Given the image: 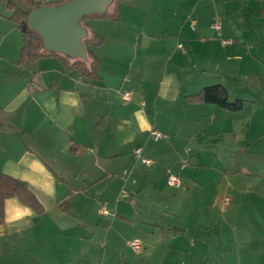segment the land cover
<instances>
[{"label":"crops","instance_id":"1","mask_svg":"<svg viewBox=\"0 0 264 264\" xmlns=\"http://www.w3.org/2000/svg\"><path fill=\"white\" fill-rule=\"evenodd\" d=\"M120 1L106 11L118 10L117 18L90 20L88 37L102 38L100 45L89 46L99 61L94 79L66 67L75 59L62 55L18 66L22 35L9 15L0 16V174L24 182L40 204L36 210L17 197L3 200L0 264H106L110 252H121L127 226L136 228L135 234L148 229L143 264H264V166L259 174L240 173L260 180L242 192L247 198L236 206L244 216L237 220L233 207L225 209L233 198L230 187L220 193L221 181L234 173L226 176L224 154L219 155L225 143L217 145L220 133L233 135L234 142L264 140V97L248 110L243 98H235L243 101L239 112L188 100L217 83L230 98L233 80L222 79L219 65L228 62L238 73L259 66L255 46L247 38L237 40L240 33L227 25L214 1L141 0L151 12L141 30L122 23ZM185 7L187 13L181 11ZM135 9H128V19ZM191 13L196 14L192 31L186 29ZM258 14L264 18L261 4ZM215 17L219 29L212 28ZM179 40L185 52L178 49ZM123 91H131L129 102ZM152 129L165 139L154 140ZM211 142L216 149L205 148ZM136 149L152 163L144 164ZM261 160L264 164V156ZM176 164L183 172L176 170L180 186L173 187L166 182L167 170L176 175ZM198 186L192 205L218 202L227 219L203 209L192 217V205L184 210V198ZM225 197L229 202L222 206ZM102 208L108 213L100 214ZM188 231L198 237L179 236ZM187 242L186 263L180 245Z\"/></svg>","mask_w":264,"mask_h":264},{"label":"rangeland","instance_id":"2","mask_svg":"<svg viewBox=\"0 0 264 264\" xmlns=\"http://www.w3.org/2000/svg\"><path fill=\"white\" fill-rule=\"evenodd\" d=\"M55 1V0H54ZM191 3H195L198 0H189ZM203 2L211 3V1L216 2L219 4L220 12L223 10L225 12V16H227V25L231 28H235L234 32L240 33L238 37V41L242 38H247L249 40H245L247 42H250L251 45L255 46L254 54L256 56V60L259 64V66L256 67H250V69L246 70L245 72L241 71V73L237 72V69H231L230 64L226 62V67H223V64L221 63L219 67V71H224V76L222 79L227 82L230 78L233 80V83L228 84V88L230 91V99L235 98H243L245 100V107L246 110L253 107V100L256 101V105H259L260 102L263 100L264 97V50L262 47H264V21H262V16L258 14V5L261 4L264 6L263 0H200ZM262 1V2H260ZM234 2V3H232ZM120 6L125 7L124 16L126 19L122 22L123 24L127 23L129 26L135 28V29H143L146 22H149L150 14L151 12L148 11L146 7L147 4L144 2H141V0H121L119 2ZM130 7L136 8L137 10V17L138 19H135V15L131 16L128 19V9ZM174 7H177V4H174ZM190 7V6H189ZM189 7L181 8V11L184 13H187L189 10ZM108 13L113 11V8L111 6L107 8L106 10ZM6 15H11V10L9 8H5L3 3H0V16L1 19L4 18ZM191 15V16H190ZM187 14V22H186V29H190L188 19H195L196 14ZM229 18V20H228ZM90 20H92V16L86 17L82 24L89 29ZM205 21V18L202 20ZM226 21V20H225ZM181 22V21H180ZM214 23H221L220 18L215 17L213 19ZM201 21H199V24ZM197 25V27L199 26ZM88 25V26H87ZM236 25L239 26L240 29H236ZM244 28V29H242ZM247 31H250L251 34H248ZM199 40L201 38L199 37ZM183 46L184 49H187V46L185 45L183 40H179ZM236 42V41H235ZM237 43V42H236ZM93 46V45H92ZM179 49V48H178ZM182 51L181 49H179ZM183 52V51H182ZM185 52V51H184ZM216 59V58H213ZM218 60V59H216ZM220 61V60H219ZM253 71V69H255ZM228 71H231L230 73ZM218 77V76H217ZM243 82L245 84V88H241L238 81ZM206 83H214V82H206ZM241 84V83H240ZM244 87V86H243ZM255 116V115H254ZM158 131V130H157ZM160 132V131H159ZM162 133V132H160ZM163 134V133H162ZM223 133H220V137L217 139V145L220 149V145L225 143V146L223 147V150L219 153H223V157L221 160V165L223 166L226 176H231V173H234L231 178L223 179L221 181L220 185V193L223 192L226 188L230 187V190L228 193L233 195V198L231 197V201L229 202V206L227 208H231V215L236 217L237 220H240L244 213L241 210L240 207L236 206V204L240 201V198H247V196H242V192H250V190L259 182L260 176L251 175V176H244L243 174H259V170L263 168L264 164L262 163V158L264 156V140L258 141L255 138L249 139V137H246L247 140L244 138L238 139L237 142H234L233 135H226L224 138L221 137ZM239 134V133H237ZM167 136H170L167 134ZM164 138V137H161ZM227 138H229V142H226ZM165 139V138H164ZM206 149H216L214 146V142L207 143L205 146ZM178 168V169H177ZM174 173L176 174V170H180L178 164H176V167L172 168ZM179 172H183L181 169ZM258 172V173H255ZM177 176V174H176ZM239 179L240 181H238ZM232 183V185H230ZM175 189L179 190V188H169V190L175 191ZM187 190L189 188H186ZM199 186L197 187V190L194 188L192 189L191 193L186 196L184 199H187V201L183 204L184 210L191 206L194 201H192V197L199 191ZM245 189V190H244ZM244 190V191H241ZM221 195V194H220ZM127 195L122 197V200L125 199ZM118 199L119 197L116 196L115 199ZM259 201L258 197L255 198ZM147 202L148 200L145 198V203L142 204V208H147ZM235 206V207H234ZM192 210V217H195V215L201 210L203 214L207 213H216L220 216H223V219H227L229 214H226V211L221 210V207L219 203L217 202L216 207H211L210 205L207 207H203V204L201 202H197L194 205L191 206ZM228 208V209H229ZM248 209V205L246 207ZM109 211V210H108ZM264 213V212H263ZM191 218H189V221ZM184 230V228H182ZM147 228L143 229L142 234H135L136 228L127 226L126 228V234L124 236L123 245L121 247V252L119 254L112 255L110 252L111 258L107 260L106 264H143L140 260V257H143L144 252L148 249L149 241L146 239V232ZM167 233V231H166ZM170 234H173L172 232ZM191 235H194L196 238L198 237V234L193 233L191 231L188 232H180L179 236H183L185 238L190 237ZM134 238H138L140 242L142 243V250L141 254H136L132 248L128 245V242L131 240H134ZM152 246V243H150ZM190 246V243H183L180 245L182 250L180 251L181 255L183 253L185 256H181L183 261L187 263L188 258V248ZM181 257L178 259L180 260ZM151 264V263H149ZM188 264V263H187Z\"/></svg>","mask_w":264,"mask_h":264},{"label":"trees","instance_id":"3","mask_svg":"<svg viewBox=\"0 0 264 264\" xmlns=\"http://www.w3.org/2000/svg\"><path fill=\"white\" fill-rule=\"evenodd\" d=\"M65 1L67 0L49 2H40L38 0H0V3H3L5 8H9L11 10V15H9L8 18L14 23L23 38V44L17 60L18 66H26L45 55H62L54 52H47L43 49L41 37L28 25V14L33 9L42 5H59ZM117 1L118 0H116V2ZM89 16L115 19L118 16V10L113 15H107L105 12L103 14L84 16L80 20L81 23ZM101 42L102 38L97 35H94L92 38L87 36V38L83 39V43L86 48V61L88 64L83 59H75L71 64H69L68 61L65 62L66 67L78 70L82 76L92 79L97 78V66L99 61L94 53L89 49V46L100 45ZM188 100L214 104L230 112H239L243 109V101L241 99L230 100L226 88L219 83L205 86L199 94L188 97ZM7 197H17L23 204L36 210L40 209V204L24 182L10 176L0 174V220L2 216L3 200Z\"/></svg>","mask_w":264,"mask_h":264},{"label":"water","instance_id":"4","mask_svg":"<svg viewBox=\"0 0 264 264\" xmlns=\"http://www.w3.org/2000/svg\"><path fill=\"white\" fill-rule=\"evenodd\" d=\"M114 0H67L59 5H42L28 14V25L42 39L43 49L68 56L87 59L83 39L88 30L81 18L103 14Z\"/></svg>","mask_w":264,"mask_h":264},{"label":"built area","instance_id":"5","mask_svg":"<svg viewBox=\"0 0 264 264\" xmlns=\"http://www.w3.org/2000/svg\"><path fill=\"white\" fill-rule=\"evenodd\" d=\"M40 2H48V0H38ZM188 23H189V26H190V29L191 30H194L195 29V25H196V20L195 19H188ZM212 28L214 29H219V24L215 23L212 25ZM224 43H227L228 41H223ZM177 47L179 49H181L183 52L185 51L184 49V46L181 42H179L177 44ZM122 99L124 102H129L131 100V91H123L122 92ZM152 137L154 140H158L160 139L161 137H166L165 134H162L160 133L159 131H157L156 129H152L150 131ZM135 153L140 157V160L144 163V164H151L152 161L148 158H145V157H141L140 156V149H136L135 150ZM185 165V163H183L182 167ZM166 182L168 185L170 186H173V187H178L180 186V180L179 178L174 175L173 173H171L169 170H167V179H166ZM229 202V199L227 197H225L223 200H222V206H226ZM98 212L100 214H107V210L105 209H100L98 210ZM128 245L132 248V250L136 253V254H140L141 253V250L143 248L142 246V243L138 240V239H134V240H131L128 242Z\"/></svg>","mask_w":264,"mask_h":264}]
</instances>
